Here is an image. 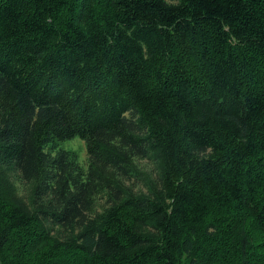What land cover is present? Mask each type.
I'll use <instances>...</instances> for the list:
<instances>
[{"label":"trees","instance_id":"obj_1","mask_svg":"<svg viewBox=\"0 0 264 264\" xmlns=\"http://www.w3.org/2000/svg\"><path fill=\"white\" fill-rule=\"evenodd\" d=\"M0 264H264V0H0Z\"/></svg>","mask_w":264,"mask_h":264},{"label":"rangeland","instance_id":"obj_2","mask_svg":"<svg viewBox=\"0 0 264 264\" xmlns=\"http://www.w3.org/2000/svg\"><path fill=\"white\" fill-rule=\"evenodd\" d=\"M58 150H63L64 165L73 174L74 172L85 174L88 170V158L85 151L84 143L78 137H72L66 140L58 141L56 144H51L45 147V151H48L50 155H55ZM130 165H127L125 170L115 169L117 175L114 178L117 179L123 186L133 193H146L150 187L158 186V177L156 164L149 156H130ZM10 181L12 182L15 193L23 200H29L32 184L30 181H26L22 176L10 169L7 172ZM116 191L106 186L104 182L99 181L96 184L91 194L89 195L90 205L88 208L83 209V216L91 217L96 213L101 212L112 200ZM85 195L87 193L85 192ZM54 228H59L57 225ZM68 229L64 226H60L59 233L66 234Z\"/></svg>","mask_w":264,"mask_h":264}]
</instances>
